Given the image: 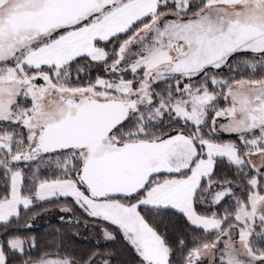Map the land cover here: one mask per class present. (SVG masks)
I'll list each match as a JSON object with an SVG mask.
<instances>
[{
	"label": "snow or ice",
	"instance_id": "6c2138e0",
	"mask_svg": "<svg viewBox=\"0 0 264 264\" xmlns=\"http://www.w3.org/2000/svg\"><path fill=\"white\" fill-rule=\"evenodd\" d=\"M37 202L77 223L10 230ZM0 229V264H264V0H0Z\"/></svg>",
	"mask_w": 264,
	"mask_h": 264
},
{
	"label": "trees",
	"instance_id": "16d2710c",
	"mask_svg": "<svg viewBox=\"0 0 264 264\" xmlns=\"http://www.w3.org/2000/svg\"><path fill=\"white\" fill-rule=\"evenodd\" d=\"M41 209H46V211H40ZM32 211L38 212V214L34 218H32ZM79 211L80 210L77 208V212ZM62 216L65 218H67L68 216H73V223H77L73 213L62 212L60 208L55 206L54 204L52 206H49L47 203L37 202L35 207L27 214H24L22 211L20 222L17 224L14 221L13 225L10 227V230L11 228H15L22 234L34 233L36 234L39 241L44 237L45 233H51L56 228L67 227V225L61 223L60 217ZM29 218H32L31 228L26 227ZM96 227L97 225L92 224L85 226L83 220L79 221L80 235L74 240V244L78 249H87L96 242V236L93 231ZM0 231H2V229H0ZM100 243L102 247L113 248L116 250L117 255L114 257V264H119L121 260L127 259V252L124 250L122 239L119 236H117V239L114 242L104 243V241L101 240ZM33 255L38 256L39 250L34 252Z\"/></svg>",
	"mask_w": 264,
	"mask_h": 264
}]
</instances>
